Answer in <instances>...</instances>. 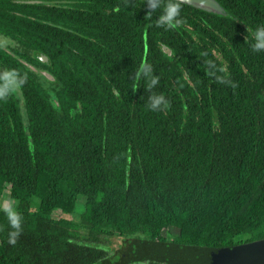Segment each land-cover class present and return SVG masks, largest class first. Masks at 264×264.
<instances>
[{"label":"trees","instance_id":"1","mask_svg":"<svg viewBox=\"0 0 264 264\" xmlns=\"http://www.w3.org/2000/svg\"><path fill=\"white\" fill-rule=\"evenodd\" d=\"M15 1L0 0V34L47 58L59 107L19 62L35 63L31 54L0 48L1 63L25 77L22 107L15 94L0 100V202L7 191L25 218L13 245L0 212V264H171L128 262L108 240L264 239V52L245 42L264 25V0H216L225 15L183 4L170 29L145 18L144 0ZM145 63L165 110L145 105ZM225 73L231 84L216 79Z\"/></svg>","mask_w":264,"mask_h":264},{"label":"water","instance_id":"2","mask_svg":"<svg viewBox=\"0 0 264 264\" xmlns=\"http://www.w3.org/2000/svg\"><path fill=\"white\" fill-rule=\"evenodd\" d=\"M15 2L30 5L60 6L58 1L48 0H16ZM183 4L207 13L225 15L223 7L216 0H183ZM161 50L164 56L171 58L173 52L169 47L161 45ZM146 53L147 45L144 44L143 62L145 61ZM18 60L30 72L42 76L48 81L53 79L52 75L47 71L38 69L22 59L18 58ZM41 61L46 62V59L42 57ZM50 101L53 107L58 106V100L54 93L51 95ZM30 148H32V145H30ZM116 252L128 262L160 261L171 264H264V239L218 248L194 247L132 239L125 241L121 250Z\"/></svg>","mask_w":264,"mask_h":264},{"label":"clouds","instance_id":"3","mask_svg":"<svg viewBox=\"0 0 264 264\" xmlns=\"http://www.w3.org/2000/svg\"><path fill=\"white\" fill-rule=\"evenodd\" d=\"M145 4L148 9L145 18L151 22L153 17L156 16L155 23L157 27L170 29L181 22L183 0H144L142 7ZM247 32L248 36L245 38V42L251 51L264 52V25L248 29ZM208 65L210 74H214L217 71L215 63L208 61ZM218 71L225 72V69L221 68ZM139 74L144 77L146 81L144 89L149 93L145 101L146 107L153 112L165 110L169 105L168 99L163 94L153 91L159 82V77L152 73L150 65L146 63L139 69ZM216 79L222 84L232 83L227 78L226 73L225 76L216 77ZM24 83L25 77L14 68H8L0 72V100L16 93ZM0 212L3 213L4 218L7 220L8 243L14 245L23 231L24 215L18 210L14 200L0 204Z\"/></svg>","mask_w":264,"mask_h":264},{"label":"flooded vegetation","instance_id":"4","mask_svg":"<svg viewBox=\"0 0 264 264\" xmlns=\"http://www.w3.org/2000/svg\"><path fill=\"white\" fill-rule=\"evenodd\" d=\"M58 2L60 3V5L62 6V8H73L75 5H76V2L75 1H65V0H58ZM113 8H117V5H115ZM224 9V8H223ZM87 10H89V8L87 7ZM111 8L110 7H107V8H104V11L105 12H110ZM93 11V10H92ZM225 12V10H224ZM2 39H7L8 41V44H4L0 41V48L7 52L8 54H11L12 52V49H15L17 51H21V52H24V54H28L29 53L31 54L30 58L32 60H35V63H32V62H29L30 64H32L33 66H35L36 68L38 69H41V70H45L47 71L48 73L52 74V70L49 69L48 65H46L47 63V58L43 55V54H40L38 51H33V52H25L24 51V46H20L19 43L10 38V37H7V36H4L2 34H0V40ZM12 43V44H11ZM45 58L46 59V62L45 61H41V58ZM5 69H7L5 67V65L3 63H1L0 61V72L4 71ZM52 72V73H51ZM52 77L53 79L52 80H45L42 76H39V75H36L35 77V81L37 83H39L41 85V87L44 89V91L49 95L50 97V100H51V95L55 92H59V80L57 79V77H55L53 74H52ZM19 94L21 95V93L19 92ZM59 107V105L57 106ZM70 114L71 115H74L75 112H74V109L73 108H70ZM24 120L26 121V118L24 117Z\"/></svg>","mask_w":264,"mask_h":264},{"label":"rangeland","instance_id":"5","mask_svg":"<svg viewBox=\"0 0 264 264\" xmlns=\"http://www.w3.org/2000/svg\"><path fill=\"white\" fill-rule=\"evenodd\" d=\"M2 43H4V44H8V41H7V39H2V40H0ZM12 44V43H11ZM13 94H15L16 95V97H17V99H19V104H20V106L22 107L23 106V101H22V98L20 97V94H19V91H17L16 93H13ZM8 193H7V191H5L4 192V194H3V196H2V199H1V202H0V204H3V203H5V202H7L9 199H8ZM84 198L83 197H79L78 198V200H77V203H79V204H81V205H83V203H84ZM79 214L80 213H74V214H72L71 216H68V218H72V220H74V221H78L79 220ZM53 216L55 217V218H58V217H62L63 215L62 214H60V212H55L54 214H53ZM67 217V216H66ZM162 235L166 238V239H171L172 237H173V235H172V233L169 231V230H164L163 232H162ZM142 237V236H141ZM129 239L130 240H132V239H138V238H135V237H131V238H126V239H124V238H119V237H115V238H112V239H109L108 240V243L109 244H107L109 247H108V250L112 253L114 250H121V248L124 246V242L125 241H129Z\"/></svg>","mask_w":264,"mask_h":264}]
</instances>
